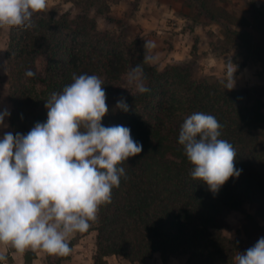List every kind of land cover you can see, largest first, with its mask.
Wrapping results in <instances>:
<instances>
[{"label": "trees", "instance_id": "1", "mask_svg": "<svg viewBox=\"0 0 264 264\" xmlns=\"http://www.w3.org/2000/svg\"><path fill=\"white\" fill-rule=\"evenodd\" d=\"M189 1L202 14L217 19L210 0ZM252 7L254 20L246 25L251 30L227 26L230 51L242 57L241 66L264 54V5ZM90 22L71 25L46 10L35 13L31 27L10 28L6 51L12 65L9 124L13 135L27 134L37 122H46L45 104L51 94L72 83L73 74H89L104 84L109 112L102 124L130 128L133 140L143 145L141 153L119 165L127 178L121 177L120 186L113 187L111 203L100 206L89 230L69 240L70 248L95 231L97 264H107L105 259L112 255L132 264H144L159 255L169 264L181 254L190 264H234L239 252L264 237V100L256 88L228 90L221 79L194 77L191 62L160 71L156 64L143 62L145 50L138 44L97 47L82 39L89 33ZM71 29L76 32L68 34ZM136 65L143 68L150 92L141 94L129 82ZM28 69L35 77L25 75ZM121 98L129 105L128 112L116 108ZM196 112L211 114L223 125L219 138L234 146L235 166L243 170L215 194L191 177L193 165L178 142L182 123ZM247 202L256 207L260 221L250 218L245 239L228 238L224 211L242 209ZM33 255L27 254V261ZM58 257L60 261L71 258L70 254Z\"/></svg>", "mask_w": 264, "mask_h": 264}, {"label": "clouds", "instance_id": "2", "mask_svg": "<svg viewBox=\"0 0 264 264\" xmlns=\"http://www.w3.org/2000/svg\"><path fill=\"white\" fill-rule=\"evenodd\" d=\"M47 7L48 0H0V28L31 27L33 15ZM144 48L143 62L154 63V42L145 40ZM231 63L222 81L228 90L235 87ZM25 75L36 73L28 69ZM144 79L141 65L129 73L141 94L151 91ZM103 85L96 75L73 74L72 83L46 100V122H37L27 134L7 132L0 139V244L21 254L68 256L69 238L87 232L100 206L111 203L113 187L127 178L119 165L141 153L143 145L133 140L130 128L102 124L109 112ZM116 108L129 111L123 98ZM7 116V109L0 111V126ZM222 127L215 116L196 112L184 120L178 136L193 165L191 177L214 194L243 171L235 166L234 146L219 138ZM6 259L0 254V261ZM234 264H264V237L239 252Z\"/></svg>", "mask_w": 264, "mask_h": 264}, {"label": "rangeland", "instance_id": "3", "mask_svg": "<svg viewBox=\"0 0 264 264\" xmlns=\"http://www.w3.org/2000/svg\"><path fill=\"white\" fill-rule=\"evenodd\" d=\"M212 10L219 14L217 19L202 14L196 3L189 0H48L46 11L55 18L69 22L71 25L85 23L86 19L92 22L86 25L89 33L83 35L97 47L104 49L125 48L128 44H138L144 49L145 40L154 42L155 48L150 55L155 57L154 64L163 71L175 63L185 65L191 62L194 77L211 76L221 80L226 77L230 64L235 71V87L256 88L258 95L264 100V54L254 58L246 66H241L242 57H235L230 51L229 31L251 30L254 20L253 5H264V0H210ZM71 29L70 33L76 32ZM10 28H0V66L5 65L6 71L0 67V111L7 109L10 116L13 104L10 100L12 88V65L6 59ZM210 42L213 43L212 47ZM145 53V51H144ZM10 116L5 117L4 125L0 126V139L7 132L12 133L9 124ZM260 221L256 207L245 203L242 209L225 210L222 223L225 235L235 238L240 235L245 239V228L251 224V219ZM74 233L69 240L74 238ZM79 239L81 247L77 253L82 255L76 258L82 264H97L93 258L97 246V233L92 231ZM12 248V247H11ZM10 248V249H11ZM13 249V248H12ZM36 251L28 250L27 254L35 255ZM43 252V251H41ZM10 250H0V254L7 257L8 264ZM46 256L47 264H65L73 258V249L70 259L60 261L58 256ZM107 264H132L130 261L109 256ZM144 264H164L159 255ZM169 264H190L184 254L170 259Z\"/></svg>", "mask_w": 264, "mask_h": 264}, {"label": "crops", "instance_id": "4", "mask_svg": "<svg viewBox=\"0 0 264 264\" xmlns=\"http://www.w3.org/2000/svg\"><path fill=\"white\" fill-rule=\"evenodd\" d=\"M83 238H81L82 240ZM81 247L84 248V245H81L80 242L77 243L74 247H73V258L69 263H65V264H74L76 263V258L81 257L82 255H80L79 253H77V249H80ZM10 250L9 253V258H8V264H47L46 262V256L43 254V252L41 251H36L35 255H33L32 259L30 261H27L26 259V255H27V251L24 252L23 254L17 252L14 248L12 249L11 246H7L4 244H0V250H5L8 249ZM11 248V249H10ZM91 261H93V258L91 259ZM6 260L3 261V263H5ZM2 262L0 261V264ZM77 264H82L81 262L78 261Z\"/></svg>", "mask_w": 264, "mask_h": 264}]
</instances>
